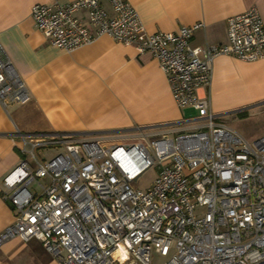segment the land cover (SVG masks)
<instances>
[{
	"label": "built area",
	"instance_id": "obj_1",
	"mask_svg": "<svg viewBox=\"0 0 264 264\" xmlns=\"http://www.w3.org/2000/svg\"><path fill=\"white\" fill-rule=\"evenodd\" d=\"M31 17L64 51L107 35L150 53L178 107L196 110L201 121L176 135L138 128L120 140L18 132L22 157L3 178L16 214L0 245L37 240L60 264H152L154 254L170 255L164 264H264V135L245 138L219 121L210 94H199L211 85L217 56L264 57L258 9L228 17L227 41L207 45L191 42L204 22L150 33L128 0L36 3ZM30 97L0 45V104ZM46 147L61 151L38 158L36 149ZM153 167L158 172L140 186ZM34 181L39 190L28 188Z\"/></svg>",
	"mask_w": 264,
	"mask_h": 264
},
{
	"label": "crops",
	"instance_id": "obj_2",
	"mask_svg": "<svg viewBox=\"0 0 264 264\" xmlns=\"http://www.w3.org/2000/svg\"><path fill=\"white\" fill-rule=\"evenodd\" d=\"M54 1L74 0H0V45L31 94L24 104L9 102L7 108L0 104V232L16 214L4 197L3 178L22 157L18 132L132 134L142 128L176 135L201 121L196 110L178 107L166 74L150 53L140 54L107 35L72 51L51 45L35 26L31 8ZM128 1L150 33L176 32L204 22L191 39L194 45L226 42L227 18L249 8L256 7L264 21V0ZM207 93L220 122L226 124L222 120L227 116L240 117L241 111H247L241 118H249L264 106V57L244 61L217 56L210 87L199 90L200 95ZM17 240L26 243L14 238L0 245V264H8L9 247Z\"/></svg>",
	"mask_w": 264,
	"mask_h": 264
},
{
	"label": "rangeland",
	"instance_id": "obj_3",
	"mask_svg": "<svg viewBox=\"0 0 264 264\" xmlns=\"http://www.w3.org/2000/svg\"><path fill=\"white\" fill-rule=\"evenodd\" d=\"M189 114L190 112L188 111L187 115L189 116ZM240 118L241 117L237 116H227L226 119L222 121L232 127L231 129L243 134V136L251 137L253 135H264V106L260 109H254L249 118H241L242 120ZM95 134L104 135L110 140H120L129 135L125 131L99 132ZM60 151L61 148L59 147H46L36 149L35 153L40 159H50ZM30 163L33 167H36L34 159H30ZM158 170V167L150 169L141 179L140 186H147ZM39 181L48 183V178H39ZM37 184V181H34L29 184L28 188L30 190H39ZM169 257L170 255L163 257L159 254H154L152 264H164ZM7 258L8 264H60L56 258L45 250L43 244L36 240H31L25 244L19 240L14 241L9 247Z\"/></svg>",
	"mask_w": 264,
	"mask_h": 264
},
{
	"label": "trees",
	"instance_id": "obj_4",
	"mask_svg": "<svg viewBox=\"0 0 264 264\" xmlns=\"http://www.w3.org/2000/svg\"><path fill=\"white\" fill-rule=\"evenodd\" d=\"M238 115L240 117H246L247 116V111H241V112L238 113Z\"/></svg>",
	"mask_w": 264,
	"mask_h": 264
}]
</instances>
